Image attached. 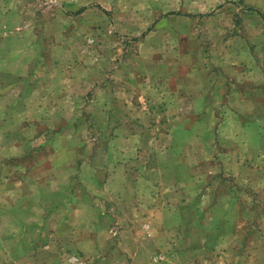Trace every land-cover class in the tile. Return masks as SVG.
Listing matches in <instances>:
<instances>
[{"label":"crops","instance_id":"crops-1","mask_svg":"<svg viewBox=\"0 0 264 264\" xmlns=\"http://www.w3.org/2000/svg\"><path fill=\"white\" fill-rule=\"evenodd\" d=\"M62 8L70 16H83L87 13L84 7L68 10L65 5ZM81 8L80 12L74 13ZM98 16L103 17L102 14H96ZM69 34L64 36L65 43ZM32 41L28 49L5 54L0 63V144L3 145L0 147V167H9V170L15 171L16 177L12 181L15 202L28 200L34 206L36 204L38 210L32 209L34 213H31L30 208L26 207L28 213L25 215L30 221L23 222L18 232H11L8 236L15 240L19 234L17 244H11L7 249L4 238L0 236V264H19L20 256L35 253L40 235L47 242L49 231L46 229V221L53 218L60 205L71 208L73 212L97 210L91 198L85 197L90 194L84 184L87 182L91 185L90 180L95 181L101 189L111 186L114 189L113 199L119 204L125 202L123 209L128 210L122 217L126 221L116 218L107 233L123 225L140 227L136 236L131 232L130 239L132 236L136 246L132 250L124 247L128 253L123 254V260L132 258L134 264H146L143 261L147 259L148 264L182 263L175 262L173 254L162 249H154L151 253L150 249L148 253L144 250L145 244L148 246L150 243L142 239H162L169 244L166 233L172 230L175 232L176 245L187 243L179 249V255L210 256L212 264H264V232H257L254 228L264 222L261 219L264 212L255 218L250 216V209L264 206L252 195L254 183H251V177L256 172L257 175L264 172V166L260 163L264 159V72L261 70V62H256L259 63L258 74L252 86H248L249 80H254L248 75L249 63H244L246 75L241 72V79L235 82L241 87L232 85L231 79L228 81L227 75L223 73L222 76L211 78L207 86L197 80L198 84L192 87L191 92L185 93L184 87L181 88L177 83L171 95L172 103L165 110V115L172 114V120L139 125L127 120L109 122L108 117L115 112L125 113L124 108H132L136 98H160L163 95L159 92L162 86L156 89L157 83L151 81L145 83L143 88L136 78L121 76L117 72L104 77L99 66L85 68L74 60L69 66L56 69L55 73V77L66 76L67 89L61 87L64 84L49 88L50 79L48 85L45 79L43 85H37L35 77L38 63L42 65L43 71L53 70V64L44 56H39L42 61L38 62L40 58L36 42L34 39ZM256 63L252 68L256 67ZM204 88L210 89L209 97H203ZM213 89L215 91L212 92ZM250 103L253 106L246 108ZM221 113L232 123L236 122L241 129L240 132L227 133L225 140L219 138L216 132V126L224 121L220 117ZM194 114L200 116L189 128L186 127L185 116ZM180 117H183L182 122L179 121ZM43 124L51 132L49 129L41 132L45 130ZM89 125L95 131L103 129L112 132L108 140L103 139L101 133L97 137L99 143L108 149L107 155L94 156V153L91 156L88 152L84 156L79 151L78 142L83 138L80 130H87ZM169 127H173L174 131L171 138L162 131L158 132L160 128ZM14 134L18 135V141ZM235 134L239 137H235ZM207 135L214 153L202 151L205 150L202 142L205 143ZM92 138L95 140L94 136ZM163 138H166L165 145H162ZM237 138L241 143L246 138L245 143L252 146L254 151L245 152L244 148L240 151L237 145L232 147L230 142ZM37 139H44V142L35 147L29 146ZM64 139L69 140V148L78 152L75 151V158L70 160L73 164L65 160V155L70 153L68 146L58 144L59 140ZM226 141L230 143V148L224 150L223 144ZM191 144L196 151L194 154L187 152V145L189 148ZM80 145L85 146L84 142ZM189 156L198 159V164H194L195 174L183 169L190 168ZM38 162L49 163L48 168L42 169L43 182L29 177L40 165ZM85 165L89 167L88 170ZM71 170L72 173L74 170L72 175ZM54 172L57 175L55 185L57 191H60L56 199L52 187ZM69 175L70 178L74 176L84 181L82 203L73 199L71 189L74 184H70ZM188 178L190 182L187 183ZM171 179L174 180L173 184H170ZM6 184H2L4 190L0 194L4 199L10 195V190L5 191L9 185ZM15 202L10 212H0V216L7 213L14 216L19 207ZM106 211L103 209L102 214ZM66 213L63 219L68 218ZM92 219L95 225L100 226L99 221ZM185 228L188 229L187 233ZM192 239L195 242L190 241ZM23 240H28V245ZM188 242H192V245L188 246Z\"/></svg>","mask_w":264,"mask_h":264},{"label":"rangeland","instance_id":"rangeland-1","mask_svg":"<svg viewBox=\"0 0 264 264\" xmlns=\"http://www.w3.org/2000/svg\"><path fill=\"white\" fill-rule=\"evenodd\" d=\"M65 5L68 10L84 7L87 13L83 16L74 14L70 16L62 8ZM96 14H102L103 17H96ZM68 33H70L67 36L68 41L65 43L64 36ZM32 39L36 42L38 57L44 56L53 64V70L43 71L42 65L39 66L38 63L39 69L35 77L37 85H43L44 79L48 85L50 79L49 88L64 84L61 87L67 89L66 76L64 75V78L63 75L55 77V73L56 69L63 68L65 65L69 66L73 60L80 63L81 66L84 65L85 68L92 69L99 66L104 77H110L115 72L121 76H132L136 78L137 82L142 83L143 88L145 83L156 82V89L162 86L159 89V92L163 94L160 98L148 99L146 96L141 100L136 98L132 108L129 110L124 108L126 109L125 113L110 114L108 119L109 122L127 120L139 125L146 122L151 124L153 122L155 124L158 122L167 123L172 120V118L170 119L172 114L165 115V110L172 103L173 96L171 95L177 83L181 88L184 87L185 93L191 92L192 87L198 84L197 80L207 86L211 83V78L222 76L223 73L227 75L228 81L231 79L232 85L240 86L235 82L241 79V72L246 75L244 63H249L248 75L254 79L249 80L248 86L256 83L259 64L256 62L262 63L261 70L264 72V0H0V63L3 62L5 54L9 52L28 49V45L33 42ZM40 59L38 62L42 61ZM68 60L70 61L68 62ZM254 63H256V67L252 68ZM202 91L204 92L203 97H209L210 89L204 88ZM213 91L215 90L213 89ZM252 106L253 104L250 103L246 108ZM187 116L184 121L186 127L189 128L200 114ZM225 116L221 113L220 117L224 121L221 125L216 126L218 137L223 140L226 139V134L230 131L235 133L241 131L236 122L232 123ZM89 118L92 120V114ZM99 121L101 120H96V122ZM179 121L182 122L183 117H180ZM81 125L84 126L82 123ZM42 127L45 130L41 132L46 129L51 132L46 124H43ZM90 128L93 127L89 125L87 130L83 128L82 131L80 130V136L83 138L78 137V139L80 138L79 151L83 152L84 156L88 152H90L89 155L95 153L94 156L107 155L108 149L104 145L102 146L103 143H99L97 137H100L99 133H101L103 139L108 140L112 132L103 131V129L99 130L100 132L96 130V132ZM161 131L169 138L174 133L173 127L160 128L158 132ZM210 132H212L211 129ZM14 135L18 141V135ZM93 136L95 140H93ZM207 136L205 143L202 142L205 148L202 151L203 153H214L215 150L209 144V135ZM235 137L239 136L235 134ZM165 139H162V145H165ZM42 142L44 139L33 140L29 146L35 147ZM82 142L85 144L84 147L80 145ZM245 142L246 138L242 141L244 145L237 138L230 143H232V147L237 145L240 151L243 148L245 152L254 151L253 147ZM230 143L226 141L223 144L224 150L230 148ZM58 144L68 146L69 140H59ZM0 147L3 145L0 144ZM69 149L70 153L65 155V160L67 163L73 164L70 163V160L75 158V151L78 152L74 148ZM163 151L162 148L161 152ZM178 152L176 151V153ZM187 152L194 154L196 152L194 145L191 144L189 148L187 145ZM1 156L0 150V158ZM189 157L190 168L183 169L187 173L195 174L194 164H198V159H195L194 156ZM38 163L40 165L31 172L29 177L36 179L37 182H43L42 169L48 168L49 163ZM260 163L261 166H264V159ZM85 166L88 170L89 167ZM253 166L255 165L253 164ZM8 168L0 167V194L4 190L2 187L4 182L9 184H6L8 187L5 191L10 190V195L6 199L0 195V212H10L9 209L12 208V203L16 200V197L12 195L15 171ZM73 173L71 170L70 175ZM70 175L68 176L70 184H74L71 189L73 199L82 203L84 198L82 190L85 185V190L90 194L85 197L91 198L97 210L73 212L71 208L67 209L60 205L54 212L53 218L46 221V229L49 231L48 241H44L42 235L38 236L37 251L33 254H23L18 263L134 264L132 258H128L127 261L123 260L122 256L124 253H128L127 250L135 248V242L132 236L130 239V235L132 232L136 236L140 227H136L138 225L134 227L123 225L122 228L118 227V229L111 230L110 234L107 233L109 226L115 223L116 218L122 222L126 221L122 220L124 214L128 213V210L123 209L125 202L119 204L113 199L114 189L111 186L101 189L93 180H90L91 185L87 182L84 184V181L74 178V176L70 178ZM188 182H190L189 178ZM56 183L57 175L54 172L52 187L55 199L60 193L57 191ZM173 183L174 180L171 179L170 184ZM183 183L184 181L181 182V184ZM251 183H254L252 195L256 196V199L261 201L260 203H264V172H261L260 175H257L256 172L251 177ZM15 203L19 204L20 208H17L18 211L14 216L11 217L10 213L3 217L0 216V236L4 238L7 249L11 244H17L20 239L19 234L16 235L15 240L9 238L11 232H18L23 226V222L30 221L25 215L28 213L26 207L30 208L31 213H34L32 209L38 210L36 204L34 206L28 200L21 199ZM103 209L107 210L105 214H102ZM65 211L68 218L63 219ZM250 211L251 217H258L260 213L264 212V206L252 208ZM92 218L99 221L100 226L95 225ZM261 219L264 221V216H261ZM254 228L257 232H264V222L257 224ZM185 231L187 233L188 229L185 228ZM175 238V232L170 230L166 233L169 244L162 239L151 241L142 239V241L150 243L148 246L145 244L144 250L148 253L150 249L151 253L154 249H162L170 255L173 254L175 262H182L179 264H212L213 259L210 256L179 255V249L187 243L176 245ZM190 241L195 242V239ZM22 242L27 245L29 243L28 240ZM262 244L264 245L263 242ZM190 245L192 242H188V246ZM144 262L149 263L148 259Z\"/></svg>","mask_w":264,"mask_h":264},{"label":"trees","instance_id":"trees-1","mask_svg":"<svg viewBox=\"0 0 264 264\" xmlns=\"http://www.w3.org/2000/svg\"><path fill=\"white\" fill-rule=\"evenodd\" d=\"M83 8L79 9L77 12H74V13H78L82 10ZM69 13H73V12H69Z\"/></svg>","mask_w":264,"mask_h":264}]
</instances>
